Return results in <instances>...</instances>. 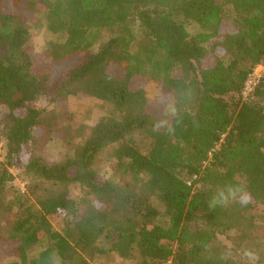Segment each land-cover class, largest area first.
<instances>
[{
	"label": "trees",
	"instance_id": "16d2710c",
	"mask_svg": "<svg viewBox=\"0 0 264 264\" xmlns=\"http://www.w3.org/2000/svg\"><path fill=\"white\" fill-rule=\"evenodd\" d=\"M12 4L0 0L6 264H248L234 249L264 243V77L247 98L243 90L264 61V0ZM39 6L57 38L40 64L27 26ZM187 22L200 32L190 34ZM140 80L155 82L165 102L151 103ZM79 95L109 104V112L93 124L62 125L72 116L58 103ZM135 132L150 139L144 152L129 141ZM56 133L66 151L49 159L41 152ZM104 152L110 177L95 167ZM229 184L251 201L210 209L217 188Z\"/></svg>",
	"mask_w": 264,
	"mask_h": 264
},
{
	"label": "rangeland",
	"instance_id": "374dc122",
	"mask_svg": "<svg viewBox=\"0 0 264 264\" xmlns=\"http://www.w3.org/2000/svg\"><path fill=\"white\" fill-rule=\"evenodd\" d=\"M4 4L9 8H13L12 0H3ZM22 7V6H21ZM45 8L39 6V12L37 14H31L27 20V26L29 28L30 37L33 44V53L35 56V60L38 64L43 62V51L45 50L47 43L50 41H56L57 38L55 35L50 33L45 26V17L44 12ZM135 28H137L135 26ZM186 28L192 35H197L199 31V27L194 22H187ZM110 36L109 32H104L103 39H106ZM98 48V45H95L94 50ZM109 71L113 74H118L119 69L117 66L113 65L109 68ZM137 86H142L146 89L147 94L151 99V103H164L165 100L161 97L160 89L157 87L155 82L146 83L144 81H137L135 83ZM166 102L165 105V113L171 115L174 112L173 106ZM41 105L45 108H49V104L45 99L41 100ZM59 106L63 107L68 113H71L72 119L65 116L61 118L60 122L62 125H73L77 126L80 123H87L93 124L101 115L107 114L110 110V105L107 103L100 102L94 98L87 97L85 95H79L77 97H71L67 101H61L58 103ZM62 135L60 133H56L45 145L41 154L49 159H57L62 154L65 153V146L61 142ZM129 141L134 144L136 148H138L141 152H144L150 144V139L144 136L139 132H135L131 136H129ZM110 152L102 153L95 164L96 169L98 172L105 177L111 176V168L110 165L112 163V159L109 156ZM4 157V143L0 144V162L3 161ZM16 185L23 188L24 183L20 179H16ZM79 189H74V195H78ZM53 225L56 229H60L61 224L58 219L52 221ZM219 239L222 240L227 246L234 249L231 241L228 240L224 236H219ZM45 246V242L41 243L37 247H35L31 252L30 255H35L39 250L43 249ZM254 248H259L261 250L258 253L254 252ZM234 253L237 254V258L241 261L252 264L255 262L264 263V243L258 242L256 240H249L245 242L241 247L238 249H234ZM245 250H250L256 255V259L253 261L247 260L243 256V252ZM12 260V256L10 253V249L6 246L0 244V264H6L7 262ZM94 264H105L104 259L97 260ZM115 264H123V260L116 258Z\"/></svg>",
	"mask_w": 264,
	"mask_h": 264
},
{
	"label": "clouds",
	"instance_id": "9594fccd",
	"mask_svg": "<svg viewBox=\"0 0 264 264\" xmlns=\"http://www.w3.org/2000/svg\"><path fill=\"white\" fill-rule=\"evenodd\" d=\"M250 201L251 194L243 187L229 184L223 188H217L208 206L210 209L217 206H227L230 203H238L241 206H246ZM243 256L249 261L256 259L255 253L250 250H245Z\"/></svg>",
	"mask_w": 264,
	"mask_h": 264
},
{
	"label": "built area",
	"instance_id": "2783aa9c",
	"mask_svg": "<svg viewBox=\"0 0 264 264\" xmlns=\"http://www.w3.org/2000/svg\"><path fill=\"white\" fill-rule=\"evenodd\" d=\"M264 77V61L257 65L253 72L248 76V79L243 90V97L247 98L249 94L257 86L261 78ZM190 183V182H189ZM165 264H174L172 259L168 260Z\"/></svg>",
	"mask_w": 264,
	"mask_h": 264
}]
</instances>
